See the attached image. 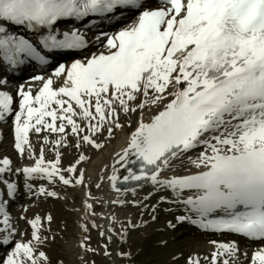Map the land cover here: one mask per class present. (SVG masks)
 Instances as JSON below:
<instances>
[{
  "label": "snow or ice",
  "instance_id": "6c2138e0",
  "mask_svg": "<svg viewBox=\"0 0 264 264\" xmlns=\"http://www.w3.org/2000/svg\"><path fill=\"white\" fill-rule=\"evenodd\" d=\"M129 16L132 22L119 31L96 36L97 43L103 39V51L60 64L50 77H32L42 85L35 95L21 85L18 111L13 95L0 90V121L14 116V147L35 161L16 172L23 174L28 191V181L38 179L84 185L83 170L72 174L87 157L81 154L75 164L61 169L59 151L55 160H45L43 147L33 157L29 133L58 134L51 143L59 148L67 146L70 130L77 138L75 147L83 142L99 150L104 145L97 136L106 131L112 138L125 127L121 113H139L126 145L116 153L108 177L112 188L135 194L134 188L119 185H150L153 191L145 200L157 191L170 193L171 203L196 216H179L178 222L189 220L204 230L259 242L250 264H264V0H0V67L15 69L29 61L43 65L48 63L44 53L87 49L86 33L78 27L59 32L60 21L88 25L96 18L111 22ZM5 83L0 79V86ZM153 108L157 111L145 121V110ZM198 148L202 150L194 158L188 155ZM186 163L195 171L177 172ZM0 165V184L14 198L17 185L4 175L11 171V161L5 157ZM116 165L127 173L122 179ZM36 194L58 197L43 186ZM159 201L169 202L163 195ZM8 203L0 199V264H48L37 249L44 242L41 218L27 221L30 240H15ZM84 209L96 215L87 201ZM80 227L89 230L86 224ZM92 227L98 226L93 222ZM120 235L126 238L127 232ZM108 240L112 242L111 235ZM213 243L210 264H238L235 241ZM80 247L95 252L84 241ZM116 255L130 257L126 252ZM187 264H200L199 258L188 257Z\"/></svg>",
  "mask_w": 264,
  "mask_h": 264
},
{
  "label": "rangeland",
  "instance_id": "374dc122",
  "mask_svg": "<svg viewBox=\"0 0 264 264\" xmlns=\"http://www.w3.org/2000/svg\"><path fill=\"white\" fill-rule=\"evenodd\" d=\"M52 69L45 70L46 72ZM43 72V71H42ZM36 84H27V87H36ZM156 109L153 108L151 111L145 110L143 118H150ZM140 119L139 113L130 114L125 116L123 113L120 114V122L125 125L123 129L129 133L136 126L137 120ZM129 121L132 127H128ZM9 123V121H7ZM123 129L116 130L112 138H107V132L105 131L103 135L97 136V142L102 139L105 147L110 144V142L120 133ZM44 137L48 138V143H45ZM58 138V134L53 133H43L39 134L32 133L29 137L30 144L32 146L33 157H38L40 150L44 148V158L46 161L55 160L56 152L59 151L60 155V168L66 169L70 165L75 164L76 160L81 154L87 157L86 160L82 161L77 165V173H73L75 176L80 170H83L84 185L78 186L81 190L76 189L71 186L72 189L77 192L69 191L70 196L74 194V199H59L55 200L51 197H45L41 199H34L30 203H26L25 207L29 208V212L23 213V211H18L12 213V224L17 230V234L14 239L18 236H22L23 240L26 242L29 239L28 229L25 219L35 213L41 214V239L44 241L42 244L37 246L38 252L42 251L48 257V264H111L104 255V245H107V251L109 253L113 252V246L107 240V237H101L99 232L102 231L100 227V221L96 216L100 213L102 204L96 198V194L100 188H97L98 178L95 174L87 171V166L92 158L96 157L102 149H95L89 145L83 144L81 142V147H75L77 138L69 133L65 137L67 146H61L57 148L51 141ZM188 154L193 158L199 153ZM12 153L15 156L14 163L17 165L21 162L33 163L35 162L33 158H30L28 153L17 154L14 147H9L8 145L0 148V153ZM92 154L91 158L88 156ZM192 168L191 165L185 164L184 168L177 167V172L184 173V169ZM66 177L69 176L67 172L63 173ZM138 188V187H135ZM133 189V188H131ZM90 194L89 195H86ZM128 199L124 204L117 203L114 206H119V210L122 212V218L115 219L110 223V228L112 229L111 235L114 237L115 243L117 244L116 249L118 252L130 253V257H120L121 264H187L188 257H198L200 264L203 262H210L211 254L216 250L215 244H211L207 239L209 235H205L196 229L192 225L186 226L178 234L174 230L175 227L182 225L181 222L177 221V212L173 209L174 206L165 204L159 201V197L153 196L145 200L141 199L139 202L131 199L129 195L130 191H124ZM149 192H145L147 196ZM133 195V194H132ZM130 196V199H129ZM91 197V198H90ZM172 199V198H170ZM92 204L93 210L96 215L91 213H86L84 209V203ZM153 205H155V211H153ZM51 217L49 222L46 218ZM125 216V217H124ZM155 216V220L152 219ZM20 219V220H19ZM157 225L153 230L152 234L143 235L141 237H135L133 235H142V228L150 227L151 223ZM95 223L98 227L93 228L92 223ZM141 225L140 227L131 228L129 223ZM147 222V223H145ZM86 224L88 226V232H84L80 225ZM123 226V227H122ZM123 231L127 232L126 238L121 236L120 233ZM23 235H20V234ZM146 236V237H145ZM177 236V237H176ZM88 237L87 240L84 238ZM207 237V238H206ZM81 241H84L88 248L95 249V252L85 251L80 247ZM73 242V243H72ZM74 245L78 248V255L71 253L70 246ZM216 243H222L219 239ZM240 256L247 250L246 247L239 248ZM200 255V256H198ZM207 257V259H205ZM245 261L242 264H246ZM43 264V261H41Z\"/></svg>",
  "mask_w": 264,
  "mask_h": 264
},
{
  "label": "bare ground",
  "instance_id": "6f19581e",
  "mask_svg": "<svg viewBox=\"0 0 264 264\" xmlns=\"http://www.w3.org/2000/svg\"><path fill=\"white\" fill-rule=\"evenodd\" d=\"M98 21H101V20L99 18H97V22ZM90 47H92V45H89L88 48L85 49L83 53H87L88 50L90 49ZM92 51H93V49L91 48L89 50V52H88L89 53L88 56L90 55V53ZM53 71H54V69H52L51 72H49V73H37V75H34V76H42V77L47 78V77L52 76ZM31 81L32 80L28 81L27 83H30ZM22 82H21L20 85H23L25 87V89H28L29 87L25 86L24 82L23 83ZM59 83L60 82L57 81V85ZM39 85H40V82L38 81V86ZM32 92L33 93L36 92V89L32 90ZM161 108H162V105H161ZM156 111H157V109L154 111L153 115L155 114ZM150 118L144 117L143 119L145 121H148V120H150ZM10 121L12 122V119H10ZM5 128L6 127H3L2 130H4ZM134 128H135V126L133 127L132 130H134ZM69 132H70V130H69ZM128 134L129 133H126V130L124 129L123 132L118 134L110 142V144H108L106 147L103 144L104 147H103L102 151H99L100 153L96 157L92 158L90 163L88 165H86L87 166V171H90L93 174L95 172L97 177H99L98 178V180H99L98 184L100 185V187H99L100 190H98V192L96 194V198H98V201H100V204H102V208H101L100 213L96 216V218L99 219L100 226H101V228H103L102 230L104 232H105L106 228H108V229L110 228V226H111L110 223L113 221L111 219L112 217H115V219H120V218H122V215H123L122 212L119 210V208H121V207L114 206L115 204H113L112 201L119 200V201H123L125 203L126 200L128 199V196H126V193H124V191H121L119 193L116 192L112 188L110 182L108 181V177L113 174L114 161L117 159L116 153L120 152L121 148L126 145ZM9 144L10 143L8 142L6 145H9ZM115 167L119 169V171L116 174L117 175H122L123 169H120L119 165H116ZM92 171H94V172H92ZM190 171H195V169L191 168ZM181 174H184V173H181ZM13 177H18V174H13ZM22 181H23V183L25 185V179L24 178H23ZM133 188L135 189V194H133V192L130 191L129 195H131V199H133V200H135L137 202H139L141 199L143 200V198L145 197V192H152L153 191L151 186L147 185V184L142 185V186H140L138 188H135V187H133ZM127 189H131V188H127ZM29 193H32V192L29 191ZM162 195L166 196L168 198V201L171 198L170 193H167L165 191L154 192L153 196H156V197L160 198V196H162ZM149 198H152V195ZM129 199H130V196H129ZM162 203L169 204L171 206H175V208L180 212L181 216H190L192 219H196L195 214L187 211L186 208L183 205H181V204L169 203V202H162ZM180 222L183 225L186 224V223H189L192 226L196 227V229L200 230V232L203 233L205 231L204 234H206V235H210L212 233V231L204 230V229L200 228L198 225L192 224L189 220H184V221H180ZM150 223H151V220H150ZM146 225L144 226V228H142L143 229L141 231L142 235L136 234V235H133V236L141 237L143 235L152 234L153 230L157 227V225L154 224V223H151L150 227H146ZM228 234H230V233H228ZM231 235H233V237H235V238L237 237L234 234H231ZM127 236H131V235H127ZM219 236L215 235V236L210 237V239L209 238H207V239L209 240V242L211 244H214L213 242H216L217 240H219V239H215V238H219ZM72 243H71V246H70V250H71V253L76 256V255L79 254L78 248L75 247L74 245H72ZM237 245L239 247L241 244L237 243ZM198 256H200V255H198Z\"/></svg>",
  "mask_w": 264,
  "mask_h": 264
},
{
  "label": "water",
  "instance_id": "95a60500",
  "mask_svg": "<svg viewBox=\"0 0 264 264\" xmlns=\"http://www.w3.org/2000/svg\"><path fill=\"white\" fill-rule=\"evenodd\" d=\"M115 255H116V252L113 255H110L109 258L111 259V261H112L113 264H117V262L119 264V259Z\"/></svg>",
  "mask_w": 264,
  "mask_h": 264
}]
</instances>
